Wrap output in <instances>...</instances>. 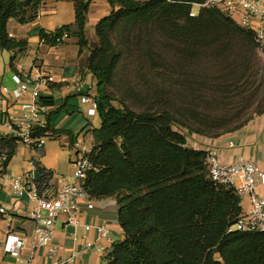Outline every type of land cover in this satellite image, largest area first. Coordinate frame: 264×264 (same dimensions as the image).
Masks as SVG:
<instances>
[{"label": "trees", "instance_id": "1", "mask_svg": "<svg viewBox=\"0 0 264 264\" xmlns=\"http://www.w3.org/2000/svg\"><path fill=\"white\" fill-rule=\"evenodd\" d=\"M48 1L0 0V55L28 49L26 41L10 36L9 22H35ZM73 1L75 23L55 32L41 30L40 38L52 47L64 44L66 35L76 39L80 53L88 52L85 68L97 82L101 125L93 130L95 169L85 186L93 199L117 201L125 236L113 244L104 264H264V234L230 232L242 214L240 199L211 181L207 152L189 146V135L211 136L194 128L191 110L178 106L190 93L174 88L169 73L172 67L190 69L192 76L181 74L184 82L206 85L217 69L237 63L244 69L257 59L253 32L219 10L201 9L191 17L194 5L208 0H108L112 11L95 26L98 46L91 49L87 24L93 0ZM126 67L158 94L152 108L136 110L110 92ZM124 80L135 87L131 75ZM42 101L53 105L51 99ZM17 147L14 138L0 140V154L8 157L0 176ZM39 171V195L53 197L52 172Z\"/></svg>", "mask_w": 264, "mask_h": 264}, {"label": "crops", "instance_id": "2", "mask_svg": "<svg viewBox=\"0 0 264 264\" xmlns=\"http://www.w3.org/2000/svg\"><path fill=\"white\" fill-rule=\"evenodd\" d=\"M111 11L108 0H93L88 16V40L92 39L95 43V26ZM75 21L76 8L73 0H50L42 7L35 22L26 25L16 20L9 22L10 36L18 41H26L28 49L18 55L7 51L0 55V140L7 137L5 120L20 117L23 103L29 100L27 96L17 101L11 95L5 94L3 89L14 90L17 87L14 81L16 75L41 74L53 78V83L44 88L42 93L43 98L53 101V105L49 106L47 120L51 130L45 145L36 150L18 144L16 154L4 173L9 177L29 173L35 182H39V168L50 171L53 174L50 181L53 192L63 178L74 181V163L78 153L83 147L88 150L95 148L93 130L99 128L88 121L94 117L88 116L89 106L81 101V94L97 95V82L93 74L85 68L88 52L81 54L78 41L73 38L55 47L47 45L40 38L41 30L55 32L62 26L74 24ZM14 56L16 57L12 62ZM78 87L81 88V93L78 92ZM188 139V144L193 149L198 145L196 150H216L225 164L245 160L254 162L264 170V114L254 118L240 130L217 138L189 135ZM82 140L88 144L80 142ZM93 201V209L83 206L79 226H67L65 216L56 221L54 244L59 248L58 260L64 264H104L113 244L125 239L119 223L117 201L114 198ZM0 206L8 209V216L0 218V264H21L32 253L31 238L37 224L31 218L30 212L35 208V202L31 200L29 192L17 194L10 182L1 181ZM86 225L105 227L109 230V235L103 238L96 229L87 232L84 227ZM10 233L27 242L21 260L10 257L4 251L5 241ZM74 236L79 237L77 242ZM89 242L92 243V248L79 254L84 244ZM101 248H104V252L100 251ZM72 257L74 260L70 261ZM36 262L53 264L46 257L44 248L38 249Z\"/></svg>", "mask_w": 264, "mask_h": 264}, {"label": "built area", "instance_id": "3", "mask_svg": "<svg viewBox=\"0 0 264 264\" xmlns=\"http://www.w3.org/2000/svg\"><path fill=\"white\" fill-rule=\"evenodd\" d=\"M201 9L219 10L233 19L241 28L253 32L256 51L264 59V0H208L204 4H195L191 17H196ZM67 39L66 35L63 41ZM14 81L17 87L14 90L4 88L3 92L17 101L27 96L29 100L23 103L20 117L5 120L7 137L16 139L18 144L30 149H41L50 135L49 132L45 135L37 134L38 131L47 128L50 114V107L42 101V93L44 88L53 83V78L41 74H29L16 75ZM78 88V92L81 93V88ZM81 95L82 103L89 106L88 116L95 117L99 108L97 99L89 93ZM194 147L198 149V145ZM93 150H88L86 147L80 149L74 163V181L63 178L55 195L50 198L39 195L36 183L29 173L18 177H9L6 174L0 176V182H10L17 194L29 192L31 200L35 202V208L30 212L31 218L37 224L31 238L32 253L21 264H38L36 255L40 248L46 250V257L53 264H64L63 261L58 260L59 248L54 244L56 221L61 216H65L67 226L77 227L80 225L83 206L87 209L94 208L93 198L85 186L89 172L95 169L91 161ZM207 154L211 181L216 186L232 189L240 199L242 214L231 227L230 232L264 234V170L254 162L245 160L225 164L214 149H209ZM6 163H8V157L0 154V173ZM5 216H8V209L0 206V218ZM84 227L87 232L96 229L103 238L109 235V230L105 227L91 225ZM74 240L77 242L79 237L74 236ZM92 246L90 242L85 243L79 254L89 251ZM26 248V240L13 233L8 234L4 247L7 255L21 260ZM100 251L104 252V248ZM73 260L74 257L70 259V261Z\"/></svg>", "mask_w": 264, "mask_h": 264}, {"label": "rangeland", "instance_id": "4", "mask_svg": "<svg viewBox=\"0 0 264 264\" xmlns=\"http://www.w3.org/2000/svg\"><path fill=\"white\" fill-rule=\"evenodd\" d=\"M89 45L91 48L97 47V38L95 43L92 39L89 40ZM160 55L164 56L165 53L161 51ZM256 56V62L247 64L244 69L242 67L245 65L240 67V63H237L229 69L215 70L210 74L206 85L205 83H185L181 74L192 76L190 69L181 70L179 67H172L171 71L169 70L173 76L174 88L181 87L178 91L190 93L182 97L178 106L183 111L191 110L195 121L194 128L204 129L211 136L205 138L224 135L243 128L249 121L264 112V59L258 53ZM128 65L132 66L130 62H127L126 66ZM126 68L122 69L115 88H111L110 92L119 100H128V105L136 110L152 108L158 101V94L156 95V92L146 87L144 80L134 72L132 67L129 68L130 70ZM242 70L244 73L237 75L243 72ZM130 75L135 87L124 80V76ZM88 121L94 127L101 125L98 114L94 118H89ZM80 142L86 143L83 140Z\"/></svg>", "mask_w": 264, "mask_h": 264}]
</instances>
